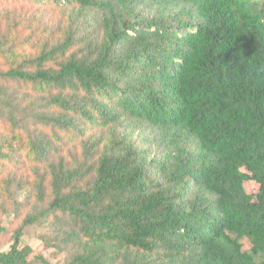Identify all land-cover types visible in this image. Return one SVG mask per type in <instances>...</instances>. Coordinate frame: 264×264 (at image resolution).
Segmentation results:
<instances>
[{
    "label": "trees",
    "instance_id": "trees-1",
    "mask_svg": "<svg viewBox=\"0 0 264 264\" xmlns=\"http://www.w3.org/2000/svg\"><path fill=\"white\" fill-rule=\"evenodd\" d=\"M9 3L0 264H264V0Z\"/></svg>",
    "mask_w": 264,
    "mask_h": 264
},
{
    "label": "rangeland",
    "instance_id": "rangeland-1",
    "mask_svg": "<svg viewBox=\"0 0 264 264\" xmlns=\"http://www.w3.org/2000/svg\"><path fill=\"white\" fill-rule=\"evenodd\" d=\"M9 0H0V9L4 10L9 7ZM11 215H5L2 220V225L7 228V231L0 233V251H6L11 244V231L13 225L10 223ZM46 231L45 226L39 224H33L25 227L24 234L21 238V246L27 245L31 248L29 255V264H54L55 255L54 248L49 246L47 242H43L39 239V235ZM243 247L248 246L247 239L241 240Z\"/></svg>",
    "mask_w": 264,
    "mask_h": 264
}]
</instances>
